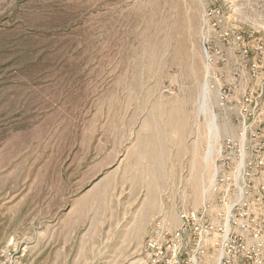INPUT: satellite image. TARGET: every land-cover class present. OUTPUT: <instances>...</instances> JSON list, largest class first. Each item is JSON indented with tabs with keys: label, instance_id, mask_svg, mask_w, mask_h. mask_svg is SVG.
<instances>
[{
	"label": "rangeland",
	"instance_id": "1",
	"mask_svg": "<svg viewBox=\"0 0 264 264\" xmlns=\"http://www.w3.org/2000/svg\"><path fill=\"white\" fill-rule=\"evenodd\" d=\"M220 90L264 104V0H0V249L138 264L156 217L202 205L238 132Z\"/></svg>",
	"mask_w": 264,
	"mask_h": 264
},
{
	"label": "built area",
	"instance_id": "2",
	"mask_svg": "<svg viewBox=\"0 0 264 264\" xmlns=\"http://www.w3.org/2000/svg\"><path fill=\"white\" fill-rule=\"evenodd\" d=\"M224 21L220 9L206 10L203 33ZM218 106L239 128L220 142L210 194L199 208L180 209L175 226L156 217L138 264H264V104L253 96L233 103L220 90ZM19 257L0 249V264H21Z\"/></svg>",
	"mask_w": 264,
	"mask_h": 264
},
{
	"label": "bare ground",
	"instance_id": "3",
	"mask_svg": "<svg viewBox=\"0 0 264 264\" xmlns=\"http://www.w3.org/2000/svg\"><path fill=\"white\" fill-rule=\"evenodd\" d=\"M208 74H209V72H208ZM206 86H208V84H206ZM206 91H208V90H205L204 95H203L204 108H206V110L210 114H212V119H211V121L209 123V126H208L209 127V136H207L208 137V147H207L206 158L208 160L209 156H211V154L214 151V146H215V144H217L216 142L219 139L220 132H219V127L217 125L216 116L213 114L214 112H213L212 108L209 105L210 102H209L208 94H207ZM213 177L214 176H213V173H212V177L210 179V182H211L210 186H208L209 188L206 191H204V196H203L204 199H205L206 195L210 194V192H211V189H212V186H213V181H214Z\"/></svg>",
	"mask_w": 264,
	"mask_h": 264
}]
</instances>
